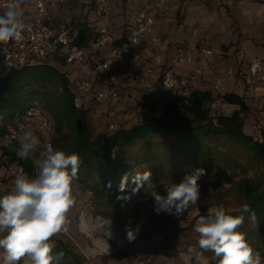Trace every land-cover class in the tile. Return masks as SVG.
Returning <instances> with one entry per match:
<instances>
[{
  "label": "trees",
  "instance_id": "1",
  "mask_svg": "<svg viewBox=\"0 0 264 264\" xmlns=\"http://www.w3.org/2000/svg\"><path fill=\"white\" fill-rule=\"evenodd\" d=\"M95 34L86 23L81 24L77 29L79 44L87 48ZM72 85L67 71L49 64H27L13 70L0 81V137L18 109L38 100L54 119V148L80 157L75 182L89 195L90 207L121 228L148 227L135 203L117 199V195L131 193L132 177L137 173L148 170L152 175L135 196L153 197L152 193L166 195L167 189L197 168H215L231 181L238 173L261 170L232 184L241 206L248 204L256 213V223L249 213L227 214L245 217L237 231L245 234L264 264V127L259 128V137L244 130L243 114L248 108L243 97L232 92L221 95L224 103L237 108L218 114L209 107L210 92L193 89L186 99L173 96L158 100V111L150 118H136L133 125L106 131L92 127L87 108L74 106ZM9 144L2 146L3 155L35 178L31 159L22 160L16 155L19 143ZM113 148L118 149L115 158L111 156ZM125 175L127 184L120 193ZM174 217L165 213L157 222H169ZM176 235L177 232L171 235L170 241L175 243ZM54 244L51 254L55 257L63 252V257L52 264H87L69 243L57 239ZM219 259L214 257L209 264H219Z\"/></svg>",
  "mask_w": 264,
  "mask_h": 264
},
{
  "label": "built area",
  "instance_id": "2",
  "mask_svg": "<svg viewBox=\"0 0 264 264\" xmlns=\"http://www.w3.org/2000/svg\"><path fill=\"white\" fill-rule=\"evenodd\" d=\"M65 0H23V23L19 38L0 40V81L13 70L24 65H33L40 58L49 55L59 58L69 71L77 70L71 93L76 108L85 109L91 105L114 106L127 98L133 90L151 92L154 88L160 91L179 90L180 97L186 99L192 86L198 79L195 72L178 79L170 69H163L161 55H152L141 60L135 68L121 69L127 66L133 54V48L146 39L154 47H160V38L156 34L158 22L168 13L167 0H141L123 26L112 22L113 5L110 0H91L100 16V26L87 48L79 44L77 34L69 28L68 23L53 18V8ZM10 0H0V14L6 10ZM109 46L102 56L95 57L101 47ZM201 54L206 63L214 60V52L202 46ZM169 65H190L191 54L179 48L168 56ZM236 76L232 69L225 72ZM155 75V86L148 85V78ZM249 87L264 83V69L260 61L253 60L238 73ZM101 84L100 86H98ZM219 83L214 84L217 89ZM115 112L107 113V127L116 129ZM259 126H255L257 129ZM25 129H32L41 140V147L33 154L39 157L43 145L52 143L54 119L44 110L38 100H31L18 109L10 122L5 126L1 139L6 143H19V137ZM34 175H37L33 158ZM0 166L5 169V178H0V193L7 194L14 189L15 178L22 172L31 176L23 167L10 163L0 147ZM5 179V180H4Z\"/></svg>",
  "mask_w": 264,
  "mask_h": 264
},
{
  "label": "clouds",
  "instance_id": "3",
  "mask_svg": "<svg viewBox=\"0 0 264 264\" xmlns=\"http://www.w3.org/2000/svg\"><path fill=\"white\" fill-rule=\"evenodd\" d=\"M23 0H10L3 14H0V40L19 38L23 23ZM2 119V117H0ZM41 147V140L32 129H25L19 137V148L16 155L26 160L30 157L38 169L35 178L21 173L15 178L14 189L0 196V232L6 235L0 238V248L4 250V264H19L28 257L32 264H52V261L63 257L60 252L55 257L51 254L54 243L51 238L66 231L67 213L74 204L72 185L78 178L81 163L77 153L66 154L56 149L51 142L44 144L39 157L33 154ZM118 149L113 148L111 156L115 158ZM206 174L203 168H197L183 179L167 189L166 195L152 193L154 210L157 214L165 212L179 217L190 205L199 200L200 185L198 181ZM151 172L145 170L132 177L134 187L130 194L117 195L118 200H130L151 180ZM127 175L122 177L119 185L120 193H124ZM249 213L250 219L256 223V213L248 204L229 210ZM243 215L227 214L223 207L214 212L202 215L196 221L195 232L199 234L198 248L189 247L188 252L194 256L196 264H209L205 252L211 251L219 257V264H262L259 252H254L243 232L237 231L244 223ZM111 221L106 232L111 236ZM139 232L128 228L126 236L129 241L135 239Z\"/></svg>",
  "mask_w": 264,
  "mask_h": 264
},
{
  "label": "crops",
  "instance_id": "4",
  "mask_svg": "<svg viewBox=\"0 0 264 264\" xmlns=\"http://www.w3.org/2000/svg\"><path fill=\"white\" fill-rule=\"evenodd\" d=\"M114 3V0H110ZM141 0H123L126 20L112 18L119 26L131 20V16ZM168 13L156 26V34L160 38V47H154L146 39L133 48L129 63L135 66L143 59L155 53L162 57L183 48L192 56L190 65H169L164 61L162 68L170 69L178 78L188 77L197 73L198 79L193 89L209 91L212 100L209 103L211 111L218 114L231 113L237 106L224 103L220 96L225 93H235L243 97L247 112L243 114V128L246 132L259 137L255 126L264 127V83L249 87L239 77L238 73L253 60H258L264 69V0H167ZM94 11H91V8ZM53 18L57 21L73 23L74 32L85 23L95 31L100 26V16L91 0H65L53 8ZM82 14L81 20H75ZM114 14V8H113ZM82 22V23H79ZM79 23V25H78ZM202 46H207L214 52V60L206 63L201 54ZM109 46L101 47L95 57L102 56ZM129 65V64H128ZM131 68V69H133ZM236 73L235 77L225 74L227 69ZM130 69V70H131ZM219 83L217 89L214 84ZM148 85L155 86V75L148 78ZM154 88L151 95L166 97L180 96L179 90L160 91ZM144 91L133 90L132 98L141 97ZM138 99V98H137ZM248 127V128H247Z\"/></svg>",
  "mask_w": 264,
  "mask_h": 264
},
{
  "label": "rangeland",
  "instance_id": "5",
  "mask_svg": "<svg viewBox=\"0 0 264 264\" xmlns=\"http://www.w3.org/2000/svg\"><path fill=\"white\" fill-rule=\"evenodd\" d=\"M112 5L114 8L112 18L118 19V17L122 16L123 21L126 20L123 0H114ZM91 11H94L93 7ZM81 16L82 14L77 17L72 15V18L81 20L79 18ZM119 20L121 18L117 21ZM82 22L79 21V23ZM68 25L69 28L74 30L73 23H68ZM153 55H161V53ZM168 56L164 60L161 55L164 61L168 59ZM37 63L49 64L67 71L72 80L78 74L77 70L69 71L59 58L52 55L40 58L35 62V64ZM128 64L121 69L130 70L133 68V66L131 67L132 64ZM138 91L140 93L143 90ZM164 97L166 96L155 95L153 97L151 93L144 91L141 97L135 96V98H132L129 95L112 107L106 104L91 105L87 108L88 119L95 130L110 131L107 127V113L110 109H113L116 114L115 118H113L116 123V129L133 125L136 118H138L136 120L138 121L139 119L142 120V118L147 119L154 116L155 112L158 111L157 103ZM153 110H155L154 113H152ZM8 144L0 137L1 148ZM204 170L206 174L198 181L200 193L197 204L190 205L183 215L174 217L169 222H157L158 218H161L165 212L156 213L154 210V197H136L132 195L129 202L136 204L135 207L141 212V219L146 221L148 226L145 227L146 229L139 230L132 241H129L126 236L128 228H121L112 222L110 225L112 235L108 236L106 228L110 220L97 215L93 211L90 207L89 195L74 181L72 185L74 204L67 213L68 224L66 231L53 236L49 242L55 243L57 239H61L69 243L87 264H196L194 256L187 251L189 247H196L197 250H200L197 244L199 234L194 230L196 221L200 216L214 212L219 207H223L226 213L234 212L229 210L240 208V199L234 189H232V184L242 177H250L261 173V170L252 169L245 174L243 172L238 173L233 177L234 180L231 181L227 180L228 175L225 177L220 175L215 168ZM5 177V169L0 166V178ZM183 177L179 179L178 183ZM3 195L5 194L0 193V196ZM127 211L129 212L130 210ZM176 232L178 237L174 243V241H170V236ZM0 233L2 238L6 235V230ZM3 256L4 250L0 248V264H4ZM204 256L208 258L209 262L214 259V254L211 251L205 252ZM27 260L30 259L25 257L19 264H24Z\"/></svg>",
  "mask_w": 264,
  "mask_h": 264
}]
</instances>
